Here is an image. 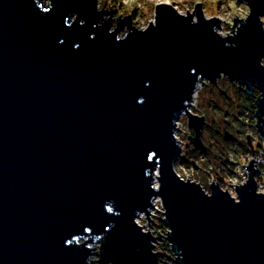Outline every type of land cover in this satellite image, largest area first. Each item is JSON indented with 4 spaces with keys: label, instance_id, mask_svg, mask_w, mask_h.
<instances>
[{
    "label": "water",
    "instance_id": "water-1",
    "mask_svg": "<svg viewBox=\"0 0 264 264\" xmlns=\"http://www.w3.org/2000/svg\"><path fill=\"white\" fill-rule=\"evenodd\" d=\"M244 2L248 14L223 35L200 2L185 14L157 3L147 26L128 14L112 28L114 8L97 0H0V264H93L111 227L151 257L152 233L135 218L149 221L156 198L177 264H264L254 159L236 197L173 164L178 115L194 139L205 123L189 108L200 81L223 74L249 97L256 89L263 133L264 0Z\"/></svg>",
    "mask_w": 264,
    "mask_h": 264
},
{
    "label": "rangeland",
    "instance_id": "rangeland-1",
    "mask_svg": "<svg viewBox=\"0 0 264 264\" xmlns=\"http://www.w3.org/2000/svg\"><path fill=\"white\" fill-rule=\"evenodd\" d=\"M37 1L42 7L49 4V0ZM161 2L174 5L176 10L183 14L186 13V9L192 11L195 3L200 2L206 17L218 16L220 18L222 22L217 31L223 35L232 33L230 31L231 26L233 30L235 29L236 25H232L235 15L238 19L244 18L249 12L244 0H97V8L107 11L109 8H114L109 13L112 28L116 26L120 18L128 14H130L131 24L142 28L154 19L155 6ZM109 14H104V18L109 17ZM118 15L119 19H116ZM127 29V25L122 26L119 36L123 35ZM262 63H264V58ZM203 82L202 84L201 81L198 82V88L189 106L193 112L204 116L205 123L198 138L201 146L195 143L194 132L188 126L186 116L180 113L176 118L178 151L173 164L178 175H185L186 178L184 179L192 177L193 168L190 167L189 162L196 159V155L198 157L204 156L206 153L202 150L206 149L209 152L208 149L211 151L224 148L226 152H230L236 144L244 143L245 136L251 142L255 137L254 124L256 119L252 116L255 107L252 103L255 95L258 94V92L255 93L256 89L253 95L249 97L245 94L243 86L239 87L236 82H230L227 76L223 74L216 83H210L207 80H203ZM181 159L184 161L181 162ZM228 180L229 177H225L223 181L217 182L223 189H228ZM211 181H216V179L214 177L203 179L202 182L203 185H206V191L209 190ZM154 186H157L156 179ZM156 208L157 210L148 216L149 221L143 212L139 213L135 219L143 230H149L152 233L154 253L151 257H145L139 251H137V255L130 253L124 248L123 243L117 240L118 235L111 227L107 233L93 243V251H96V254L92 253L93 255L89 258L95 259L93 264H177L173 260L174 254L170 251L169 242L164 237L167 230L160 218L163 214L159 202H157Z\"/></svg>",
    "mask_w": 264,
    "mask_h": 264
},
{
    "label": "trees",
    "instance_id": "trees-1",
    "mask_svg": "<svg viewBox=\"0 0 264 264\" xmlns=\"http://www.w3.org/2000/svg\"><path fill=\"white\" fill-rule=\"evenodd\" d=\"M257 92L258 91L255 90V93ZM252 116L254 117V113L252 114ZM244 124L247 123L244 122ZM194 141L196 144L201 146V143L200 141H198V139H194ZM208 150L209 152L206 149L202 150L206 153L204 156L201 155L198 157L196 155V159L189 162L190 167L192 166L193 168L191 178L198 182L204 189H206V185H203V179L214 177L216 181H223L225 177H230L233 174L232 172L234 169V164L237 163V161L246 152L252 150V143L250 139L245 136L244 143L236 144L234 149H232L230 152H226L224 148L220 150ZM228 154H230V156H228ZM183 161L184 160H182L181 162ZM180 175L183 178H186L185 175Z\"/></svg>",
    "mask_w": 264,
    "mask_h": 264
},
{
    "label": "built area",
    "instance_id": "built-area-1",
    "mask_svg": "<svg viewBox=\"0 0 264 264\" xmlns=\"http://www.w3.org/2000/svg\"><path fill=\"white\" fill-rule=\"evenodd\" d=\"M176 121V120H175ZM256 121V120H255ZM255 128V137L252 140V150L246 152L238 161L234 164L233 174L229 177V180L227 182L229 192L236 197L235 194V183L238 184H244L246 178H248V169L244 170L245 164L249 163V159L253 158L255 161V165L253 164V168H258L259 171H254V179L256 185V190L259 192L264 193V122L262 123L263 133L260 134V132L257 130L256 122L254 124ZM177 121L175 122V136H176V142H177V149L176 153L178 151V131H177ZM157 202H159V206L162 208L161 212L163 214L164 208L162 207L161 200L159 198H156L153 200L152 205L149 207V214L148 216L155 212L157 210L156 205ZM139 214L137 215V217ZM136 217V218H137ZM135 218V219H136ZM167 230V228H166ZM167 232V231H166Z\"/></svg>",
    "mask_w": 264,
    "mask_h": 264
},
{
    "label": "bare ground",
    "instance_id": "bare-ground-1",
    "mask_svg": "<svg viewBox=\"0 0 264 264\" xmlns=\"http://www.w3.org/2000/svg\"><path fill=\"white\" fill-rule=\"evenodd\" d=\"M153 176V184L155 183V179H156V176H155V172L152 174Z\"/></svg>",
    "mask_w": 264,
    "mask_h": 264
}]
</instances>
